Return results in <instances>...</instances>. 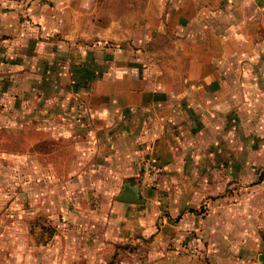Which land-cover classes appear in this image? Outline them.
<instances>
[{
  "label": "rangeland",
  "instance_id": "374dc122",
  "mask_svg": "<svg viewBox=\"0 0 264 264\" xmlns=\"http://www.w3.org/2000/svg\"><path fill=\"white\" fill-rule=\"evenodd\" d=\"M15 3L22 9L21 37L11 40L10 72L0 71V264H116L114 236H105L103 226L106 206L122 190L124 173L103 166V119L93 89L98 82L112 81L116 72L147 69L153 62L161 68L179 65L174 57L178 38H142L150 35L144 9L148 0ZM151 115L143 112L141 124L151 126ZM220 119L218 139L200 130L182 131L178 137L170 129L164 146L179 152L176 162L203 166L199 173L209 189L201 196L207 201L194 209L199 215L214 204L235 217L247 202L253 214L261 209L263 215L264 121L260 116L250 124ZM213 147L220 150L217 157L208 153ZM136 158L133 190L160 200L156 187L162 165L155 161L161 173L145 189L137 174L140 162L150 159ZM243 163L251 166L243 169ZM164 213L159 208L157 222ZM263 227H253L258 254L264 253ZM192 237L198 240L200 257L186 253ZM201 242L190 231L180 248L188 258L203 260ZM256 254L241 264H260Z\"/></svg>",
  "mask_w": 264,
  "mask_h": 264
},
{
  "label": "crops",
  "instance_id": "0c3cea01",
  "mask_svg": "<svg viewBox=\"0 0 264 264\" xmlns=\"http://www.w3.org/2000/svg\"><path fill=\"white\" fill-rule=\"evenodd\" d=\"M144 9L150 35L142 38H178L174 57L179 65L161 68L153 62L147 69L116 72L93 91L103 119V166H112L118 175L123 170L122 189L133 190L136 156H148L162 165L156 190L163 197L153 200L139 192L144 201L128 203L116 200L117 193L106 204L103 232L114 236L116 264H131L135 258L137 264H241L259 253L253 227L264 226V213L258 209L253 214L247 202L231 217L227 207L212 203L206 215H199L194 209L207 201L201 196L209 189L199 173L203 166L176 162L179 152L164 145L170 129L178 137L200 130L218 139L221 115L228 123L250 124L257 116L264 121V0H148ZM19 13L15 0H0L4 75L11 70V40L21 37ZM143 112L152 114L151 126L141 124ZM208 153L217 157L220 150L213 147ZM236 164L231 163L232 170ZM249 166L242 164L243 169ZM159 208L167 215L161 223ZM190 231L202 240L204 261L188 258L180 248Z\"/></svg>",
  "mask_w": 264,
  "mask_h": 264
},
{
  "label": "built area",
  "instance_id": "2783aa9c",
  "mask_svg": "<svg viewBox=\"0 0 264 264\" xmlns=\"http://www.w3.org/2000/svg\"><path fill=\"white\" fill-rule=\"evenodd\" d=\"M161 173V168L155 161L144 160L140 162L139 173L137 174L139 185L142 188L148 189L154 186L159 175ZM198 240L192 237L186 241L185 248L186 253L189 257L201 256V250L198 247Z\"/></svg>",
  "mask_w": 264,
  "mask_h": 264
},
{
  "label": "water",
  "instance_id": "95a60500",
  "mask_svg": "<svg viewBox=\"0 0 264 264\" xmlns=\"http://www.w3.org/2000/svg\"><path fill=\"white\" fill-rule=\"evenodd\" d=\"M116 200L128 203H142L144 201L143 198L137 196V193L129 188L122 189L119 194L115 196ZM257 260L260 264H264V253H260L257 255Z\"/></svg>",
  "mask_w": 264,
  "mask_h": 264
}]
</instances>
